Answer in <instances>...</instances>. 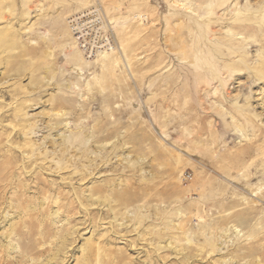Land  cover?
<instances>
[{
  "label": "rangeland",
  "instance_id": "374dc122",
  "mask_svg": "<svg viewBox=\"0 0 264 264\" xmlns=\"http://www.w3.org/2000/svg\"><path fill=\"white\" fill-rule=\"evenodd\" d=\"M0 264H264V0H0Z\"/></svg>",
  "mask_w": 264,
  "mask_h": 264
},
{
  "label": "bare ground",
  "instance_id": "6f19581e",
  "mask_svg": "<svg viewBox=\"0 0 264 264\" xmlns=\"http://www.w3.org/2000/svg\"><path fill=\"white\" fill-rule=\"evenodd\" d=\"M74 27H75V25H73ZM72 26V27H73ZM82 52V51H81ZM234 118V117H233ZM235 119V118H234ZM236 128H237V130H239L240 129V125L238 124V121L236 120Z\"/></svg>",
  "mask_w": 264,
  "mask_h": 264
}]
</instances>
